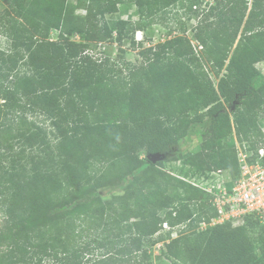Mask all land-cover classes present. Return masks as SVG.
I'll return each mask as SVG.
<instances>
[{
	"label": "trees",
	"instance_id": "obj_1",
	"mask_svg": "<svg viewBox=\"0 0 264 264\" xmlns=\"http://www.w3.org/2000/svg\"><path fill=\"white\" fill-rule=\"evenodd\" d=\"M121 1L87 0L90 39H102L97 17ZM133 1L145 15L186 0ZM189 2L201 15L200 54L175 36L124 75L90 54L87 39L50 37L72 13L67 0H8L0 13L9 41L0 48V264H144L133 257L146 253L148 238L170 237L172 230L156 236L165 221L185 224L162 249L172 264H264V223L247 215L242 225L197 229L217 215L210 197L152 160L180 159L179 140L209 116L210 135L186 163L227 171L230 187L240 174L238 150L223 140L234 130L246 151L264 144V75L256 67L264 62V0H214L207 9ZM136 25L118 20L116 28ZM19 63L30 72L18 74ZM226 104H235L232 119ZM26 106L51 119L59 164ZM105 187L120 192L94 194ZM249 224L260 229L259 247Z\"/></svg>",
	"mask_w": 264,
	"mask_h": 264
},
{
	"label": "rangeland",
	"instance_id": "obj_2",
	"mask_svg": "<svg viewBox=\"0 0 264 264\" xmlns=\"http://www.w3.org/2000/svg\"><path fill=\"white\" fill-rule=\"evenodd\" d=\"M72 13L68 15V18L63 22L60 30L52 29L50 37L52 39H58L60 34L70 37L76 41H84L87 39V51L94 55L96 58H100L106 61L105 68L114 70L116 73L127 74L130 68L140 65L146 58L152 56V52H148L147 49L156 46L158 43L164 42L175 36L187 37L195 50V52H201L202 46L196 39V27L201 15L191 11L189 9V0L184 1L183 4L176 2L166 7L155 9L151 13L142 14L133 0H123L117 4L115 11H105L103 14L98 15L99 28H102L99 36L101 40L90 39L93 29L88 26L86 21L87 0H67ZM201 7L207 9L210 5L214 4V0H200ZM8 5V0H0V13ZM104 8H107V4L104 3ZM85 10V11H83ZM118 20H127L133 22L136 25L134 27H128L125 32L119 34L116 28ZM107 26L112 30V33L105 35L103 27ZM139 26V27H138ZM136 28L135 30H133ZM9 46L8 39L0 33V48L6 49ZM206 67L210 72L215 83L218 81V77L212 72V65L206 62ZM256 67L264 75V62L260 61L256 63ZM30 72L28 65L19 63L17 73L28 74ZM225 72V70H223ZM222 72V73H223ZM235 104H226L225 110L230 114L232 119V113L234 112ZM24 114L29 121H33L39 124L47 137L55 157L56 164H59V157L56 155V148L60 142V138L55 130L51 119L39 112L30 109L29 106L24 108ZM202 114H206L202 111ZM211 118L206 116L205 119L193 127H191L189 133L179 140L180 159H172L171 155L164 157L162 155H156V160L161 161L162 167L168 172L176 175L186 182L192 184H199L201 186H209V184L216 185L217 180L223 179L226 183H230V177L225 170H211L206 165L201 168L192 167L186 163V159L201 150L202 143L205 138L210 135L209 125ZM259 125L264 127V110L259 114ZM223 144L229 148H241L240 142L236 138L235 131L232 132L223 140ZM240 147V148H239ZM243 149V148H241ZM140 156H144L140 154ZM200 162V160H199ZM130 179V177H129ZM199 188V187H198ZM112 189V190H108ZM113 192H120L118 189L105 187L97 188L94 194L105 196ZM173 192V189L170 191ZM179 194H183V190H178ZM167 209L163 208L159 210L160 215H164ZM2 221L0 211V224ZM250 234L253 237L256 246L259 247V234L260 229L257 226L249 224ZM162 236L150 237L144 242L145 254L138 253L136 260L142 261L144 264H172V261L168 259L162 252L163 247L157 245ZM157 245V246H156ZM101 251L99 249L94 250V255H98Z\"/></svg>",
	"mask_w": 264,
	"mask_h": 264
},
{
	"label": "built area",
	"instance_id": "obj_3",
	"mask_svg": "<svg viewBox=\"0 0 264 264\" xmlns=\"http://www.w3.org/2000/svg\"><path fill=\"white\" fill-rule=\"evenodd\" d=\"M262 131L264 133V127ZM241 148L238 150L240 174L232 186L229 187L223 179L217 180L216 185L209 184V186L194 183L210 197L212 206L217 212L211 222L200 221L197 229H205L226 221L232 222L234 226L242 225L247 215H252L264 223V144L259 145L255 152ZM183 228L185 224L173 227L167 221L163 222L156 236L165 234L169 230L172 232L170 237L167 236L157 245H161L160 248L163 247L165 242L178 236Z\"/></svg>",
	"mask_w": 264,
	"mask_h": 264
},
{
	"label": "water",
	"instance_id": "obj_4",
	"mask_svg": "<svg viewBox=\"0 0 264 264\" xmlns=\"http://www.w3.org/2000/svg\"><path fill=\"white\" fill-rule=\"evenodd\" d=\"M152 160H153V161H155V160H156V157H155V156H153V157H152Z\"/></svg>",
	"mask_w": 264,
	"mask_h": 264
}]
</instances>
